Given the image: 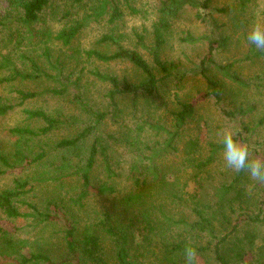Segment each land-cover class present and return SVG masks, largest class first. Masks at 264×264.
Here are the masks:
<instances>
[{
	"label": "rangeland",
	"instance_id": "obj_1",
	"mask_svg": "<svg viewBox=\"0 0 264 264\" xmlns=\"http://www.w3.org/2000/svg\"><path fill=\"white\" fill-rule=\"evenodd\" d=\"M123 11L121 20L116 24H109L107 16L96 21L87 22L84 28L77 34L71 43L64 47L60 41L54 40V36L71 20L82 19L89 13L91 3H86L71 9L68 19L63 18L66 9L62 6V0H54L56 14L46 16V27L52 38L44 37L39 32L35 37L30 36L24 27L16 24V13L6 15L9 11L8 2L0 0V79L12 75V68L27 77L26 80L16 79L0 86V98L17 103V90L33 92L37 97L24 101V103L7 115L0 117V151L5 155L12 154L16 149L27 144L25 151L38 152L40 147L52 149L61 139H68L80 134L83 127L96 126L86 137L81 150L75 153L81 160L89 154L93 137L98 133L105 147L110 164L111 175L106 171L99 156L93 168L91 183L93 186L101 184L112 187L113 192L107 194H88L81 203L84 208L76 204V198L82 194L77 179H63L67 173L62 167L55 164L60 155H66V151L59 150L48 155L39 165L30 167L23 173L26 179L39 180L42 183L32 188V193L23 195L16 201H22L17 205L21 213H28V205L36 206L44 214L54 216L60 212L68 222L73 223L78 233H81L86 225L95 224L102 220L108 212L116 215L120 211V201L132 187L126 180L128 165L132 159V148L128 141L142 142L145 137H153L154 133L148 127L147 122L153 119L169 127L170 113L176 111L179 102L195 99L199 93H205L207 86L200 75L199 64L208 51L210 40V28L195 18V10L185 9L180 18L173 25V32L166 38L162 52V59L172 62L179 71L185 72L186 77L178 85L170 81L167 87L152 101L138 100L135 109L130 97L116 96L114 99L115 110L108 98L110 87L107 83L98 81L93 76L94 72L115 76L121 83L123 79L137 85L141 75L132 65L126 62L116 61L102 63L96 59H87L86 51H97L102 54H111L114 47L99 44L98 41L105 35L113 34L114 37L122 36L120 45L126 49L138 51L143 58L153 67L151 56L138 43V37H143L144 44L149 47L153 43L152 23L156 19L157 9L164 0H119ZM128 5L135 11L127 8ZM239 2L237 0H212V9H228L230 14H213L219 26L218 33L229 38L225 48L216 49L213 61L216 65H227L235 62L230 71L247 84L256 82L264 86V59L257 58L254 46L247 43L246 35L254 23L264 24V0H252L244 11V19L248 21L243 29H239L231 22L232 12H237ZM238 13V12H237ZM224 25V26H223ZM37 27H40L37 25ZM188 35V40H185ZM253 51L255 53H253ZM80 53V54H78ZM10 58L6 60V55ZM250 57L251 61L247 58ZM35 64V66H33ZM206 73L211 79L218 81L223 86V108L231 110L236 115V121L230 122L219 114L212 105V100L204 101L197 107L198 115L211 121L209 127V141L221 144L220 139L224 130L243 133V126L252 130V137L248 139L251 147L258 149L264 155V89L242 88L234 85L218 72L213 64L206 65ZM161 74H158L160 77ZM29 77V78H28ZM258 80V81H257ZM58 91L59 94H53ZM253 107V110H250ZM25 111H41L55 119L57 126L47 137L40 140L21 142L18 136L11 135L9 131L14 128H27L36 130L43 123L35 118L30 119ZM243 111L244 114H240ZM251 111V112H249ZM105 115L104 119L100 118ZM98 124V125H97ZM137 126H144L143 130ZM96 129V128H95ZM245 136L246 134L243 133ZM207 142V140H206ZM261 146V147H260ZM82 155V156H81ZM74 162H78L75 155H70ZM250 158H254L250 154ZM183 161V154L169 156V163L179 168ZM52 164V166H50ZM173 167V168H174ZM73 169L72 166H69ZM217 184L231 183L237 173H234L224 165L223 151L217 157V161L210 167ZM70 173V171H69ZM109 174V175H108ZM11 176L0 179V192L11 187ZM46 181V182H43ZM59 181L61 183H59ZM215 188L211 189V192ZM239 200H234L236 195ZM232 211L229 207L220 209L212 208L214 219V231L217 236L229 235L232 228L236 230L228 239L229 243L224 248V255L229 264H264V224L249 223L243 219L239 208L251 215L262 213L264 217V183H255L247 174L234 184ZM56 216V215H55ZM3 217L0 215V221ZM30 218H22L14 223L20 229L18 240L22 241L19 254L27 256L32 253H45L50 258L59 259L64 254V246L61 240L63 229L54 223L40 226L36 231L28 228ZM13 224V223H12ZM24 237V238H23ZM208 238L200 241L205 243ZM215 243V240H210ZM253 242L252 245H249ZM238 249V250H237ZM231 250V251H229ZM242 256L239 262L236 253ZM64 257V256H63ZM208 256L199 259V264H214ZM208 260V263L206 261ZM138 264H153V258L138 259Z\"/></svg>",
	"mask_w": 264,
	"mask_h": 264
},
{
	"label": "trees",
	"instance_id": "obj_2",
	"mask_svg": "<svg viewBox=\"0 0 264 264\" xmlns=\"http://www.w3.org/2000/svg\"><path fill=\"white\" fill-rule=\"evenodd\" d=\"M6 1L9 8L6 15L10 16L15 12L16 24L27 29L30 36L35 37L41 32L44 33L42 38H52V35L45 29V21L47 15L56 14L54 0ZM62 1V6L66 9L63 17L65 19L70 17L71 9L76 8L73 2H76L78 6L91 3L89 13L85 14L82 19L69 21L54 36V40L60 41L64 47L75 39L87 22L107 16L109 24L114 25L123 16L119 0ZM237 1L239 2L238 13L232 12L231 22L237 28L243 29L248 23L244 19V11L252 0ZM127 8L135 12L128 3ZM185 9L195 10V18L206 24L211 31L210 40L207 43V54L199 64V73L206 83L207 91L199 93L195 99L189 101L178 100V109L170 113L169 127L153 119L145 121L154 133L153 137H145L142 142L133 139L128 141L133 153L131 163L128 165L126 180L131 182L132 187L118 201L120 211L116 215L106 212L102 220L86 225L82 232L78 233L73 223L68 222L66 218L61 219L64 216L58 211H56V216H51L42 213L36 206L28 205L31 211L21 213L17 206L22 203V201H16L17 199L32 193L33 186L42 183L39 180L26 179L23 173L30 167L39 165L48 155L59 150L66 151L68 157L60 155L54 166L66 170L67 173L62 177L63 179L79 181L82 194L76 198L75 202L80 208H84L81 201L88 194L101 195L113 192L112 187H106L103 184L93 186L91 183L97 155L100 159L102 157L106 171L112 176L107 147L103 144L101 136L96 133L93 137L89 154L84 161L80 160L75 153L81 150L80 147L85 143L90 132L97 131L96 126L83 127L80 134L61 139L49 150L46 147H40L38 152H27L25 149L30 145L25 144L10 155H5L0 151V179L5 176L12 177L11 187L0 192V215L3 216L1 217L3 221H0V264H138V259L147 257L153 258V264H185L183 250L187 245L195 248L197 252L195 264H199V259H206L208 256L212 258L214 264H229L224 255V248L228 250L226 245L229 243V236L235 232L236 226L232 228L229 235H215L213 225L215 214L211 213V210L217 206L222 210L229 207L232 211L231 192L234 184L243 177V173L237 174L229 184L216 183L210 167L215 164L218 155L223 151V145L209 141L211 121L198 115L197 107L204 101L212 100V105L219 114L230 122L236 121L235 113L223 108V86L208 77L207 64L215 65L216 70L224 78L239 87L258 90L264 89V86L254 81L247 84L232 73L230 69L233 64H236L235 62L222 66L216 65L213 61L216 49L225 48L229 41L228 37L218 33L221 25L218 24L213 14H230L228 9H212V0L162 1L156 11V19L152 23L153 43L147 47L143 42V37H138L139 45L151 56L153 67L138 51L121 46L122 36L114 37L113 34L105 35L98 41L99 44L113 46L114 50L111 54H102L97 51H86L84 54L87 59H96L102 63L116 61L129 63L143 75L141 81L135 85L127 82L126 79H123L121 83L115 76L93 73L98 81L109 85L108 98L113 110H115L113 102L116 96L130 97L133 109H135L139 99L143 102L152 101L160 95L163 86L167 87L170 81L178 85L186 77V73L179 71L174 63L162 59L166 38L173 32L174 23ZM0 25H3L2 19H0ZM185 40H188V35ZM254 56L264 59V53L256 52ZM7 58H10L8 54L6 60ZM247 58L251 61L250 57ZM4 69L6 68L0 67V70ZM158 74L161 76L158 77ZM16 79L23 81L27 77L18 73L16 68H12V75L0 79V86ZM15 94L17 103L0 98V117L7 115L15 107L22 105L24 101L37 97L36 93L22 90H17ZM53 94H59V92L53 91ZM250 110H253V107ZM25 114L30 119L40 120L43 126L36 130L18 127L11 129L9 133L18 136L22 143L47 137L59 126V123L45 112L25 111ZM241 114L244 112L240 111L239 115ZM104 117L105 115L100 116L101 119ZM137 128L143 130L144 126H137ZM242 128L246 136L238 132L234 138L246 144L254 158L264 160V155L248 143V139L252 137V130L246 126ZM178 153L183 154V161L180 167L176 168L169 163V156ZM70 155H75L78 162H74ZM70 165L73 169L69 168ZM212 188L215 190L211 192ZM239 199L240 195L237 194L234 200ZM262 203L264 206V201ZM239 212L244 214L242 220L246 222L264 224L262 213L251 215L240 208ZM22 218H30L27 219L30 220L28 228L32 231L49 223L61 227L64 254L59 259L50 258L45 253H32L27 256L19 254L22 239H17L21 233L14 223ZM205 238L208 240L201 244L200 241ZM210 240H215V243H211ZM252 244L253 242H250L249 245ZM235 256L239 262H242L239 252Z\"/></svg>",
	"mask_w": 264,
	"mask_h": 264
},
{
	"label": "clouds",
	"instance_id": "obj_3",
	"mask_svg": "<svg viewBox=\"0 0 264 264\" xmlns=\"http://www.w3.org/2000/svg\"><path fill=\"white\" fill-rule=\"evenodd\" d=\"M247 43L257 51L264 52V24L254 23L246 35ZM220 142L223 145V161L225 167L234 173H245L255 183H264V160L250 158V150L246 144L234 138L232 131L224 130ZM185 264H195L197 252L190 245L183 250Z\"/></svg>",
	"mask_w": 264,
	"mask_h": 264
}]
</instances>
